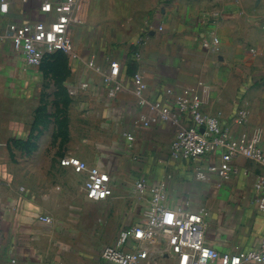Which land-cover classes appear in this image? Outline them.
<instances>
[{
  "label": "crops",
  "instance_id": "0c3cea01",
  "mask_svg": "<svg viewBox=\"0 0 264 264\" xmlns=\"http://www.w3.org/2000/svg\"><path fill=\"white\" fill-rule=\"evenodd\" d=\"M9 2V13L0 14V264H107L102 249L138 223L147 205L148 194L131 196L140 179L164 183L173 209L204 208L205 239L219 251L256 244L264 230L255 235L252 220L264 215L253 183L264 166L236 158L228 178L198 179L197 168L219 158H173L179 127L142 125L148 108L137 103L132 73H141L148 101L171 105L174 96L197 93L204 112L264 151V0H82L78 55L50 54L36 66L23 61L5 30L37 17V0ZM92 58L101 71L111 59L122 63L114 95L88 66ZM241 106L248 112L242 124ZM65 155L104 172L111 195L88 199L86 173L61 165Z\"/></svg>",
  "mask_w": 264,
  "mask_h": 264
},
{
  "label": "built area",
  "instance_id": "2783aa9c",
  "mask_svg": "<svg viewBox=\"0 0 264 264\" xmlns=\"http://www.w3.org/2000/svg\"><path fill=\"white\" fill-rule=\"evenodd\" d=\"M81 1L37 0L33 9L37 17L7 24L5 36L27 65H39L44 57L58 52L69 57L78 55L80 23L76 10ZM9 4V0H0L1 15L9 13ZM218 44V38L214 37L215 50ZM140 56L139 50L132 54L133 60ZM88 66L101 71L93 58ZM121 70L122 63L111 59L108 68L101 71L102 81L109 86V95L120 89ZM132 82L138 105L148 108L147 114L140 116L142 125L163 122L179 127L170 143L173 158L188 161H198L207 155L219 158L218 163H209L204 169L198 167L195 174L198 179L208 180L211 174L228 178L236 158L264 166V151L259 141L243 135L233 136L229 127L222 124L220 115L203 111L197 93L189 98L174 96L171 106L161 101H148L147 85L138 70L132 73ZM85 87V83L81 85ZM236 114L238 123L246 121L248 112L244 107H239ZM181 117L189 119L190 124L180 125ZM125 135L128 140L134 138L130 133ZM60 163L78 173H86L83 189L88 199L102 201L111 195L109 178L97 167L71 155L63 156ZM253 188V203L257 212L264 215V176L256 177ZM145 194L149 197L139 222L120 229L114 243L102 249L100 256L107 264H149L157 258L165 259L164 264H264V234L251 247L236 248L233 252L219 251L205 239L208 212L204 208L195 211L173 209L167 205L164 183L150 186L145 179H140L134 183L131 196L142 198ZM44 219L49 221L47 217ZM129 243L131 247L125 249Z\"/></svg>",
  "mask_w": 264,
  "mask_h": 264
},
{
  "label": "rangeland",
  "instance_id": "374dc122",
  "mask_svg": "<svg viewBox=\"0 0 264 264\" xmlns=\"http://www.w3.org/2000/svg\"><path fill=\"white\" fill-rule=\"evenodd\" d=\"M252 227L253 232L255 235H258L259 233L263 232L264 230V219L263 218H256L255 220H252ZM164 250H161L163 252ZM166 263V260L163 258H157L156 260H151L149 264H164ZM147 264V263H146Z\"/></svg>",
  "mask_w": 264,
  "mask_h": 264
},
{
  "label": "water",
  "instance_id": "95a60500",
  "mask_svg": "<svg viewBox=\"0 0 264 264\" xmlns=\"http://www.w3.org/2000/svg\"><path fill=\"white\" fill-rule=\"evenodd\" d=\"M202 131V129H200Z\"/></svg>",
  "mask_w": 264,
  "mask_h": 264
},
{
  "label": "trees",
  "instance_id": "16d2710c",
  "mask_svg": "<svg viewBox=\"0 0 264 264\" xmlns=\"http://www.w3.org/2000/svg\"><path fill=\"white\" fill-rule=\"evenodd\" d=\"M59 53V52H58Z\"/></svg>",
  "mask_w": 264,
  "mask_h": 264
}]
</instances>
